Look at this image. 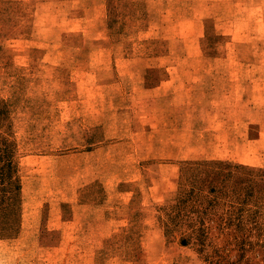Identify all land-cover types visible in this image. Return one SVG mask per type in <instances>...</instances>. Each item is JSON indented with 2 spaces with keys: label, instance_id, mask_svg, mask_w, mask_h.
Here are the masks:
<instances>
[{
  "label": "rangeland",
  "instance_id": "obj_1",
  "mask_svg": "<svg viewBox=\"0 0 264 264\" xmlns=\"http://www.w3.org/2000/svg\"><path fill=\"white\" fill-rule=\"evenodd\" d=\"M4 142L0 264H264L250 218L180 242L264 214V0H0Z\"/></svg>",
  "mask_w": 264,
  "mask_h": 264
},
{
  "label": "trees",
  "instance_id": "obj_2",
  "mask_svg": "<svg viewBox=\"0 0 264 264\" xmlns=\"http://www.w3.org/2000/svg\"><path fill=\"white\" fill-rule=\"evenodd\" d=\"M3 148L0 149V154L1 157L4 158L6 156V150H5V142L3 144ZM255 176H256V183L258 185V192H260V198L262 199L264 196V169H257L255 170ZM5 170L3 169L1 171V179L3 180L5 177ZM187 199V197L183 194L181 195V197L174 203V204H170L169 206H167L166 208H170L172 210H176L177 213L180 212L181 208L184 207L185 204V200ZM264 202V198L262 199ZM211 204L215 203V200H211ZM239 202H235L238 205V212L235 213L233 216H220L217 215V219L215 217L212 216H206L204 218H200L198 217L197 219H194L192 216L188 215V214H184V218L185 219H189L191 220L190 222L192 224L188 225L186 227V230H184L182 233L183 237L180 238V242L182 244H185L187 242L188 238H192L197 245H200L201 247L203 246V242L204 239L206 238V230L208 229V226L206 225V223H216L220 225V229L222 230L225 225H234V231H233V239H236L237 234L240 235V237H245V229L247 227V222L250 218L249 221H251L252 225L254 226V228L257 229V233L260 235H264V214H262L260 212V210L258 208L254 209V210H248V209H243L242 206H240L238 203ZM225 203H230V205H233V202H230V200L226 201ZM241 204V203H240ZM192 206V205H190ZM234 206V205H233ZM233 206H229L230 208H233ZM187 207V206H186ZM185 207V208H186ZM172 214H169L168 216L171 217ZM175 216V215H174ZM199 223L200 226H196V223ZM222 232V231H221ZM227 235L231 234V233H227L225 232ZM224 234V233H223ZM200 250V248H199ZM215 255V252H214ZM216 256V255H215ZM215 256L210 255V257H214L211 261L213 262V264H225L223 262H221V260H218V258H215Z\"/></svg>",
  "mask_w": 264,
  "mask_h": 264
}]
</instances>
